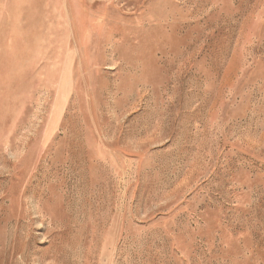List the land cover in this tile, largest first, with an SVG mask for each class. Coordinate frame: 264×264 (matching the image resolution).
Listing matches in <instances>:
<instances>
[{
	"label": "rangeland",
	"instance_id": "rangeland-1",
	"mask_svg": "<svg viewBox=\"0 0 264 264\" xmlns=\"http://www.w3.org/2000/svg\"><path fill=\"white\" fill-rule=\"evenodd\" d=\"M0 264H264V0H0Z\"/></svg>",
	"mask_w": 264,
	"mask_h": 264
}]
</instances>
